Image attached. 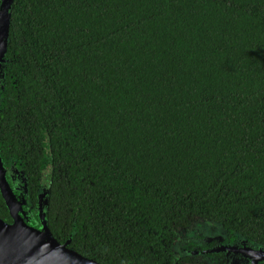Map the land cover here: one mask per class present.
I'll list each match as a JSON object with an SVG mask.
<instances>
[{
  "label": "trees",
  "instance_id": "obj_1",
  "mask_svg": "<svg viewBox=\"0 0 264 264\" xmlns=\"http://www.w3.org/2000/svg\"><path fill=\"white\" fill-rule=\"evenodd\" d=\"M0 68V157L59 244L188 264L203 221L264 251V0H11Z\"/></svg>",
  "mask_w": 264,
  "mask_h": 264
},
{
  "label": "water",
  "instance_id": "obj_2",
  "mask_svg": "<svg viewBox=\"0 0 264 264\" xmlns=\"http://www.w3.org/2000/svg\"><path fill=\"white\" fill-rule=\"evenodd\" d=\"M10 2L2 6L0 12L6 14L5 29L8 30ZM6 46L2 52V56ZM1 56V58H2ZM4 196L8 195L3 189ZM0 264H97L88 260L64 245L59 244L46 226L41 230L26 225L21 219L6 223L0 219Z\"/></svg>",
  "mask_w": 264,
  "mask_h": 264
},
{
  "label": "rangeland",
  "instance_id": "obj_3",
  "mask_svg": "<svg viewBox=\"0 0 264 264\" xmlns=\"http://www.w3.org/2000/svg\"><path fill=\"white\" fill-rule=\"evenodd\" d=\"M7 2L8 0H1V5L4 6ZM4 13L5 11L3 10L0 12V61L6 37L4 21V19H6V14L4 15ZM16 171V168H14L13 172ZM4 174L5 169L0 160V182L2 187L8 195V199H10L14 210L20 209L22 203L20 201L21 197H17L16 195L15 197L10 193L7 182L4 179ZM43 196H45V193H41L38 196V204L36 208V211H38V213L40 212L41 216L42 208L40 206H43ZM213 224L214 223L207 224L203 221H199L195 223L194 228L190 231L186 233L177 232L176 235L173 236L176 249H179V251L182 252H188L191 256L202 254L206 257H208L207 255L216 257L215 262L218 264H258L259 260L264 259V251L261 249L252 248L244 243L225 242V239H223L225 233L221 228L217 227H221V225L215 224V226H213Z\"/></svg>",
  "mask_w": 264,
  "mask_h": 264
},
{
  "label": "flooded vegetation",
  "instance_id": "obj_4",
  "mask_svg": "<svg viewBox=\"0 0 264 264\" xmlns=\"http://www.w3.org/2000/svg\"><path fill=\"white\" fill-rule=\"evenodd\" d=\"M0 63H1V61H0ZM0 70H1V68H0ZM0 87H1V82H0ZM0 160L2 162L1 157H0ZM2 164H3L4 169H5L4 179L7 182L10 193L14 196L16 195L17 197H21L20 201L22 202L20 209L14 210V208L11 205L10 199H9V203H8V200H6V198H5L4 192H3L4 188L2 187V184L0 182V191H1L3 198L5 199V203L7 204L9 215L11 216V222H8V223H12L14 221V219L17 218L19 220L21 219L26 225H28L34 229H41L42 227H44L43 223L45 222L44 221L45 219L43 217H44V213H45V205H46L45 197L46 196L42 197L44 201H43V206H40L42 208V216H41L40 212L38 213V211H36L37 202L33 206H29V204L27 202L26 189H25V186L22 185L25 182L24 176H21V178H20L18 175L17 169H16L17 170L16 172H13L14 167H13V165H11V163L9 164V166L5 165L3 162H2ZM7 170H9V171H7ZM8 188H6V189H8ZM40 191L41 192L39 194H41V193H45V195L47 194V190H46L44 185L41 186ZM31 210H34V211L30 212ZM223 239H225V242L235 243V241L228 239L225 234H224ZM236 243H238V242H236ZM182 253H185V252H182ZM207 256L208 257H206L202 254L192 255L191 261H193V262H190L188 264H218L215 262L216 257L210 256V255H207ZM262 262H264V259L259 260L258 264H260Z\"/></svg>",
  "mask_w": 264,
  "mask_h": 264
}]
</instances>
